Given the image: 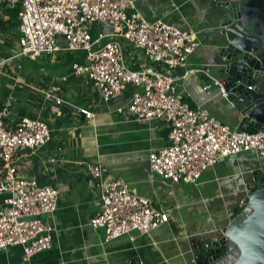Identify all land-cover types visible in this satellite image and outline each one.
Returning a JSON list of instances; mask_svg holds the SVG:
<instances>
[{
	"label": "crops",
	"instance_id": "crops-1",
	"mask_svg": "<svg viewBox=\"0 0 264 264\" xmlns=\"http://www.w3.org/2000/svg\"><path fill=\"white\" fill-rule=\"evenodd\" d=\"M134 1L137 12L148 22L161 19L196 33L200 45L187 58L186 71L211 65L212 31L222 13L215 10L213 0ZM18 25L13 10L0 7V106L8 111L9 125L14 126L22 117L38 119L48 124L51 138L34 152H19L13 164L19 175L56 187L59 196L56 212L46 220L53 229L51 247L28 262L22 261L20 247H10L0 253V264H183L187 242L203 231L227 224L225 211L241 203L246 164L253 154L225 159L207 169L195 186L158 178L150 171L147 157L151 151L169 146L168 125L138 122L117 112L138 89L127 85L117 99L104 102L90 80L70 75L73 62L84 63L83 54L70 52L61 39L60 50L52 56L35 60L19 57ZM98 31L110 39V29L95 24L93 34ZM122 44L130 69L147 67L164 72L148 62L140 50ZM23 60L31 63V71L23 70ZM207 72L219 79L211 68ZM171 76L180 79L185 101L192 108L203 107L224 125L237 128L236 108L217 89L203 90L209 83L203 73L183 77V69L177 68ZM49 91L61 103L45 100L44 92ZM77 108L88 109L93 118L77 114ZM87 164L102 166L104 179L149 198L154 207L168 214V222L149 235H136L134 241L124 236L105 242L103 230L88 224L100 210V189Z\"/></svg>",
	"mask_w": 264,
	"mask_h": 264
},
{
	"label": "built area",
	"instance_id": "built-area-1",
	"mask_svg": "<svg viewBox=\"0 0 264 264\" xmlns=\"http://www.w3.org/2000/svg\"><path fill=\"white\" fill-rule=\"evenodd\" d=\"M17 6L19 57L35 60L52 56L60 50L61 39L70 52L83 54L84 63H72L71 76L90 80L104 102L117 99L127 85L135 86L138 90L117 112L138 122L168 125L169 146L153 150L147 157L150 171L158 178L195 186L207 169L229 157L246 153L264 157V124L255 133L224 125L207 109L192 108L185 101L180 79L171 76L177 68L183 69V77L203 73L209 80L203 90L217 89L233 106L220 80L202 69L185 70L187 58L200 45L196 33L161 19L148 22L137 12L134 0H0L4 9ZM95 24L110 29V39L99 31L94 35ZM122 43L140 50L164 72L147 67L130 69ZM44 98L61 103L52 91L44 92ZM76 112L93 118L88 109L77 108ZM7 116V109L0 106V253L18 246L22 261L28 262L51 247L53 229L46 220L57 210L59 191L19 175L13 163L19 152H34L46 145L51 131L45 122L29 117L11 126ZM86 168L100 189V210L88 224L103 230L105 242L124 236L134 241L136 235H149L168 222V214L154 207L149 198L104 179L102 166L87 164Z\"/></svg>",
	"mask_w": 264,
	"mask_h": 264
},
{
	"label": "water",
	"instance_id": "water-1",
	"mask_svg": "<svg viewBox=\"0 0 264 264\" xmlns=\"http://www.w3.org/2000/svg\"><path fill=\"white\" fill-rule=\"evenodd\" d=\"M213 1L222 13L212 31V63L202 70L211 68L223 83L237 129L255 133L264 124V0ZM246 166L241 203L225 211L227 224L187 242L183 264H264V157L253 155Z\"/></svg>",
	"mask_w": 264,
	"mask_h": 264
},
{
	"label": "rangeland",
	"instance_id": "rangeland-1",
	"mask_svg": "<svg viewBox=\"0 0 264 264\" xmlns=\"http://www.w3.org/2000/svg\"><path fill=\"white\" fill-rule=\"evenodd\" d=\"M23 66V70L26 71V70H32V65L31 63L28 61V60H23L22 62H20ZM188 186H191L190 184H188ZM193 186V185H192Z\"/></svg>",
	"mask_w": 264,
	"mask_h": 264
},
{
	"label": "trees",
	"instance_id": "trees-1",
	"mask_svg": "<svg viewBox=\"0 0 264 264\" xmlns=\"http://www.w3.org/2000/svg\"><path fill=\"white\" fill-rule=\"evenodd\" d=\"M19 9H20L19 6L15 7L14 9H12L13 10V17H17V13H18ZM82 62H83V60H82Z\"/></svg>",
	"mask_w": 264,
	"mask_h": 264
}]
</instances>
